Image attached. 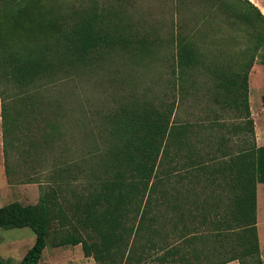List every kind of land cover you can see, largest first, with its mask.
<instances>
[{
	"label": "trees",
	"instance_id": "16d2710c",
	"mask_svg": "<svg viewBox=\"0 0 264 264\" xmlns=\"http://www.w3.org/2000/svg\"><path fill=\"white\" fill-rule=\"evenodd\" d=\"M7 1L17 7L0 17L4 157L14 129L30 116L40 81L54 82L65 67L87 66L134 44L128 34L95 15L53 33L51 21L41 24L17 5L22 0ZM237 2L242 7L234 13L238 18L264 25L254 5ZM143 41L133 48L143 50ZM172 44V103L158 108L135 104L105 115L98 133L106 137L108 157L94 154L95 164L79 188L73 186V172L61 168L53 175L54 185L41 183L36 203L14 201L0 207V229L28 228L35 235L20 264H38L51 234H58L52 237L53 246L80 245L83 256L95 264H145L158 253L156 264H263L256 190L264 184V145H256L248 100L255 57L237 60L231 70L206 64L181 31ZM259 49L264 50V33L256 41ZM197 72L205 78L209 101L205 119L174 120L176 102L188 91L185 84L194 95L200 90ZM19 103L24 106L17 110Z\"/></svg>",
	"mask_w": 264,
	"mask_h": 264
},
{
	"label": "rangeland",
	"instance_id": "374dc122",
	"mask_svg": "<svg viewBox=\"0 0 264 264\" xmlns=\"http://www.w3.org/2000/svg\"><path fill=\"white\" fill-rule=\"evenodd\" d=\"M17 5L41 24L51 21L53 33L66 31L95 15L97 21L112 23L128 34L134 44L129 51L108 52L99 62L65 67L54 82L40 81L30 116L21 119L14 129L15 139L6 148L5 157L0 98V207L14 201L36 203L44 183L54 185L57 179L53 175L61 168L73 172V186L79 188L86 182L85 175L92 170L94 160L99 155L105 157L107 152L106 137L98 133L105 115L135 104L158 108L161 103H172V37L178 31L198 47L206 64L233 70L234 62L254 55L248 100L256 145H264V50H255L264 25H251L238 18L234 13L242 7L237 0H22ZM16 7L15 3L0 0V17L5 10ZM143 40L146 50L133 48ZM22 41L27 43L25 38ZM196 79L199 92L192 94L188 82L184 83L188 91L180 102L175 100L174 120L205 119L209 103L205 78L197 72ZM8 106L12 110L14 104L9 101ZM23 106L19 103L16 109ZM256 194L260 200L256 208L257 236L260 235V259L264 264V184L257 185ZM142 235H137L139 241ZM52 237L57 239L58 234L48 236L38 264H95L83 256L80 245L55 247ZM34 241L35 235L28 228L0 229V261L20 264ZM158 255H152L145 264L158 263L154 261Z\"/></svg>",
	"mask_w": 264,
	"mask_h": 264
},
{
	"label": "crops",
	"instance_id": "0c3cea01",
	"mask_svg": "<svg viewBox=\"0 0 264 264\" xmlns=\"http://www.w3.org/2000/svg\"><path fill=\"white\" fill-rule=\"evenodd\" d=\"M252 5H254L259 11L260 13L263 15L264 17V0H248ZM2 132V131H1ZM258 185V184H257ZM260 204V200L258 199L257 196V206ZM258 232V231H257ZM260 237V235H258ZM258 237V239H259ZM233 262H237V261H231L225 264H233ZM239 264V263H238Z\"/></svg>",
	"mask_w": 264,
	"mask_h": 264
}]
</instances>
